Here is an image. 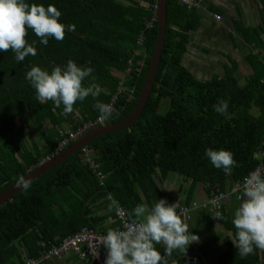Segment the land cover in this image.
<instances>
[{"label":"trees","instance_id":"16d2710c","mask_svg":"<svg viewBox=\"0 0 264 264\" xmlns=\"http://www.w3.org/2000/svg\"><path fill=\"white\" fill-rule=\"evenodd\" d=\"M26 2L53 5L61 12L59 22L74 24L75 30H65L62 40L49 37L48 44L42 45L27 29L25 40L36 41V55H28L23 61L17 62L11 49L0 52V192L20 181L54 151L66 137L60 131L74 130L99 116L95 103L108 104L116 97L112 115L97 127L127 117L137 103L157 37V22L147 25L154 15V0ZM207 7L222 14L211 4ZM231 23L234 30L242 28L245 41L255 46V52L249 50L244 56L251 73L240 83L235 66L226 64L222 76L199 80L181 61L192 32L201 26V13L178 0H166L164 41L155 82L139 117L128 129L99 135L85 145L104 174L102 184L82 161L79 149L0 204V264H25L27 258L40 256L82 227L104 232L98 228L103 218L92 216L90 207L107 195L131 218L129 214L137 204L151 206L155 199H165L159 180L169 173L188 182L184 205L191 204L196 188H201L207 198L211 192H229L247 177L258 162L257 152L264 149V51L259 50L264 41L259 38V24L248 28L234 17ZM140 33L144 42L137 46ZM68 60L92 67L93 72L82 85H98L101 92L95 98L76 101L73 111L65 114L62 106L57 108L50 100H36L25 73L33 65L50 72ZM163 98L168 99V105L161 113L158 109ZM221 100L228 101L225 114L213 108ZM46 122L48 127H44ZM31 126L39 131L41 147L33 136L32 149L21 140L23 130ZM209 148L233 153L237 164L230 173L211 165L204 156ZM235 197L236 193L232 194L218 210L222 229L231 235L222 234V248L212 264H264L261 249L254 248L253 253L241 257L233 245V211L239 203ZM215 212L204 210L205 233L214 229ZM217 237L209 236L204 244H212ZM156 248L163 253L164 245L157 244ZM172 259L176 264H202L201 257L190 258L182 251H174Z\"/></svg>","mask_w":264,"mask_h":264},{"label":"clouds","instance_id":"9594fccd","mask_svg":"<svg viewBox=\"0 0 264 264\" xmlns=\"http://www.w3.org/2000/svg\"><path fill=\"white\" fill-rule=\"evenodd\" d=\"M61 12L49 4L28 3L26 0H0V52L9 49L14 59L23 61L26 56L36 55V41L25 40L27 29H31L39 43L48 44L49 37L56 40L64 38L65 30H75L74 24L59 22ZM93 72L90 66H78L68 60L64 66H54L49 72L33 65L25 73V80L35 90L39 103L51 101L55 107L62 106L63 113L73 111L76 101L86 97H97L101 92L98 85L83 86L82 81ZM94 107L100 119H107L113 113L111 104L95 103ZM214 111L225 114L228 101L221 100L213 106ZM204 156L214 168L230 173L237 162L229 150L206 149ZM29 185L23 184L24 188ZM239 201L233 211L232 224L236 229L235 249L241 257L253 253L254 248L264 249V173L252 171L245 178L242 190L236 195ZM118 202L111 200L109 207ZM178 201L168 203L166 199H155L137 204L129 214L131 219L125 222L123 229L109 228L101 237L102 245L107 250L103 264H176L172 259L174 251L184 254L188 246L198 242L199 237L191 232L189 225L179 211ZM219 220L222 214L215 212ZM163 244V253L156 248Z\"/></svg>","mask_w":264,"mask_h":264},{"label":"rangeland","instance_id":"374dc122","mask_svg":"<svg viewBox=\"0 0 264 264\" xmlns=\"http://www.w3.org/2000/svg\"><path fill=\"white\" fill-rule=\"evenodd\" d=\"M122 1L128 3L130 0H122ZM213 1L214 0H212V2ZM242 1L244 0H233V1L230 0L229 5L231 12L229 13L234 14L235 16V12L237 11L236 16L234 18L235 19L237 18L242 26H247L249 28L251 26L258 25L260 19H259V12L257 10V7L250 12L246 10V12L243 13V11L247 8L245 7L244 3H242ZM144 4L145 3L143 2V5ZM251 5L254 4L251 3ZM206 10L207 12H205L204 14L205 17L204 19L205 21L208 22L209 20H211L212 11L208 10V7L206 8ZM248 10H251L250 6H248ZM202 12H204V10H202ZM231 29L232 28H230V24L227 21V18L224 17L221 18V23L218 26H216L215 23L208 22V26H206L205 29L201 28L197 30L195 33L191 34L190 39L192 42L188 48L189 57L187 58V60L189 61L190 64L189 65L191 69L190 72H192V74L196 78H198L199 80H206L212 77V75H217L220 77L223 74V66L227 64L230 66L231 65L235 66L236 69L234 74L238 78L240 83L246 81V78L251 73V70L249 65L244 59V55L247 54L249 50L255 52L256 49L254 45L249 44V42L245 41V38L243 36L245 35V31L242 28H240L238 31L233 29L231 31ZM261 48L263 47L261 46ZM167 103H168L167 98H163L161 100L158 109L159 112L162 113L164 111V108H166L168 105ZM77 111L78 110H75V112ZM48 126L49 123L46 122L44 127H48ZM13 136L12 137L15 139L18 148L22 150V145L21 143H19L18 141L19 139L16 137V134L14 133ZM32 136L34 142L39 147H41L43 140L41 139L39 131L32 126L30 128H25L23 130V135H21V140L24 143V145L27 146V148L32 149L31 147L32 144L31 142L33 141V139L31 138ZM171 175H176V174L170 173L169 176ZM176 177L179 176L176 175ZM166 187H168L169 190L168 198H170V196L174 192V187H171L169 185H167ZM201 196L202 194L199 193V196H197V198ZM196 231L197 229L193 231V233L199 237V241H198L199 243L198 242L191 243L186 249L187 252L186 256L190 258L201 257L202 264H212L215 260V256L222 248L221 246L222 233L223 234L225 233L226 235L229 236L231 235V233L230 231L225 232L224 230L219 228L217 231L214 232L213 236L217 235L218 237L215 240H213L212 244H204V242L203 243L200 242L206 237V235L201 233V231H197V232ZM200 247L201 250H199ZM261 254H262V259H264V249H261ZM54 259H60V258H54ZM47 261L50 260H46L45 262Z\"/></svg>","mask_w":264,"mask_h":264},{"label":"built area","instance_id":"2783aa9c","mask_svg":"<svg viewBox=\"0 0 264 264\" xmlns=\"http://www.w3.org/2000/svg\"><path fill=\"white\" fill-rule=\"evenodd\" d=\"M157 1L154 0L152 4L153 16L148 22V26L152 24V21H156V10H157ZM207 0H178L181 5L186 6L187 8H200L203 7ZM215 21L221 20V15L214 13L213 14ZM144 42V34L140 33L136 38V45L140 46ZM115 96L110 99L108 104L112 105L115 101ZM104 119H100L97 116L95 119L88 120L79 125L76 129L71 130L67 129L66 131H60L61 135L66 137L60 142V144L54 149L52 153L48 156H45L38 165L51 160L54 156L59 154L60 150L68 145L70 141L74 142L75 140L82 137L84 134L89 131L97 128L98 125L103 124ZM81 150V159L84 163L88 164L94 175L98 178L99 184H102L104 174H102L97 169V164L94 161L92 156V151L86 146L80 148ZM258 162L252 171L260 170L261 173H264V149H261L257 152ZM251 171V172H252ZM248 176V175H247ZM246 178V177H245ZM245 178L239 183H235L233 188L229 192H218L211 194L202 202H191L190 205H181L179 211L182 213L183 218L189 220L191 213L196 210H213L218 211L221 209L222 205L227 204L230 201L232 194L236 193L238 195L243 188ZM113 221L115 225L113 229H123L125 222L130 220L127 212L121 205H116L113 207ZM105 233L98 231L96 228L92 227H82L77 232L69 234L62 238L56 245H52L50 249L44 251L40 256L35 258H27L25 264H41L46 260H51L54 258H60L65 255H73L76 259L87 262L92 261L95 264H103L104 258L106 256V250L102 245L101 237Z\"/></svg>","mask_w":264,"mask_h":264},{"label":"crops","instance_id":"0c3cea01","mask_svg":"<svg viewBox=\"0 0 264 264\" xmlns=\"http://www.w3.org/2000/svg\"><path fill=\"white\" fill-rule=\"evenodd\" d=\"M229 3H230V0H214L213 2H212V0H207L205 2V4L203 5V7H201L199 9L200 12H202V10H204V12L201 13V26L197 30H199L201 28L205 29L206 26H208V22L215 23L216 26H218L221 23V20H220V23H219V21H215L214 20L213 14L215 12L211 13V15H212V16L210 15L211 16V20H209L208 22L205 21L204 14H205V12H207L206 8H207L208 4H211V5L215 6V7H217L219 10H221L222 11V14H220L221 18L226 17L227 21L230 24V28L233 29V26H232V23H231V18L236 16L237 11L235 12V16H234V14H230L229 12H231V10H230ZM242 3H244L245 7L247 8V9H245L243 11V13L246 12V10L250 12V11H252L253 9H255L257 7V10L259 12V19H260L259 22H258L259 27H260L259 38H260L261 41H264V28H263L264 27V0H258V1H256V0H244V1H242ZM251 3H253L254 5H251ZM227 6H229V7H227ZM248 6L251 7V10H248ZM217 14H219V13H217ZM232 29H231V31H232ZM196 31H194L192 33H195ZM231 31H230V33H231ZM191 42L192 41L190 39L188 44H187L186 52H185L184 56L182 57V61H181L182 65L185 66L187 69L188 68L190 69V67H189L190 64H189V61L187 60V58L189 57L188 48H189V45L191 44ZM262 47L263 48H261V46L259 47V50L261 52L264 51V46H262ZM187 61H188V63H187ZM189 71H191V69ZM92 156H93V153H92ZM96 164H97V162H96ZM97 167H98V164H97ZM169 174L166 176V178L159 180V187L162 190H164V192L166 193L165 199H166V201L168 203H172V202L178 201L180 206L184 205V203H185L184 200L186 198V192L185 191L188 189V186H189L188 182H185L184 180H182L181 177H176V175L169 176ZM167 185H169L171 187H174V192L170 196V198H168L169 190H168V187H166ZM201 191H203V190H201V188H196V190L194 191V194H192V196H193L192 202L200 203V202H202V201H204L206 199V197L204 195V192H201ZM199 193H201L202 196L197 198V196H199ZM111 200H112L111 196L107 195L105 197V199L96 201L90 207V209H92V213H91L92 216H100V217L103 218L100 221L99 225H98L99 230H101V231H102V229L104 230L103 233H106V231L109 228H113L114 227V224L112 222V219H113V207H111V208L109 207V204H110ZM90 204H91V201L89 202V205ZM186 221H187V223L189 225V228H190L189 230L191 232H193V231H195L197 229V231H201V233L206 235V237L200 243L205 242L209 238V236H211V235L213 236L214 232L217 231L219 228L222 229V223L220 222V220L218 218H216V217H213V226H214L213 228L214 229H213V231L210 234L205 233L204 232L205 215H204V211L203 210H196V211L192 212L190 219L186 220ZM199 250H201V249H199ZM185 253L187 254V252H185ZM52 260L47 261L45 263L43 262L41 264H75V263H77V264H85L86 263V262L77 260L72 255H65V256L60 257V259H52ZM202 260H203V258H202Z\"/></svg>","mask_w":264,"mask_h":264},{"label":"water","instance_id":"95a60500","mask_svg":"<svg viewBox=\"0 0 264 264\" xmlns=\"http://www.w3.org/2000/svg\"><path fill=\"white\" fill-rule=\"evenodd\" d=\"M165 4H166V0L157 1V10H156L157 37L154 44V48L151 53L148 70L145 76L143 87L137 99V103L134 106L133 110L130 112V114L120 122L102 125L100 127H97L89 131L79 139L72 142L71 145H69L59 154L54 156L51 160L46 161L36 166L34 169L30 170L20 181L0 192V204L11 199V197L14 194H16L20 189L23 188L24 183L28 184L31 180H33L40 174L46 172L48 169L55 166L59 162L63 161L68 156L74 154L81 147L85 146L90 140L98 137L99 135L106 134L114 130L128 129L136 121V119L139 117L142 109L144 108L149 98L153 84L155 82L156 69L158 66L159 57L164 41Z\"/></svg>","mask_w":264,"mask_h":264}]
</instances>
